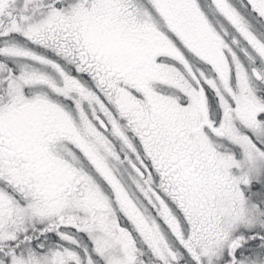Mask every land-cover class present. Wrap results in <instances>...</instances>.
<instances>
[{"label": "rangeland", "instance_id": "rangeland-1", "mask_svg": "<svg viewBox=\"0 0 264 264\" xmlns=\"http://www.w3.org/2000/svg\"><path fill=\"white\" fill-rule=\"evenodd\" d=\"M126 35L140 49L153 38L160 66L153 56L150 66L121 65ZM230 56L233 65L223 62ZM262 56L264 0H0V264H139L121 228L152 264H264L238 251L242 232L264 229ZM182 59L187 75L164 63ZM153 72L189 82L185 118L207 157L188 211L142 208L134 185L131 142L153 113ZM206 118L220 121L234 155L208 142ZM38 145L46 154L30 151ZM44 220L63 221L60 234L32 250L24 238ZM91 229L89 240L82 230Z\"/></svg>", "mask_w": 264, "mask_h": 264}, {"label": "flooded vegetation", "instance_id": "flooded-vegetation-1", "mask_svg": "<svg viewBox=\"0 0 264 264\" xmlns=\"http://www.w3.org/2000/svg\"><path fill=\"white\" fill-rule=\"evenodd\" d=\"M198 17V21L200 22L201 17ZM202 27L203 25L196 26V28L200 30ZM118 35L122 36V33ZM128 36L129 35H126L125 37V40L128 42L122 41L123 43H119L120 50L124 51L125 56L124 59L120 61L121 65L126 66L125 64L127 63L131 66H135L141 62H146L141 65L150 66L149 57H154L152 52V46L154 45L153 38L150 39L151 43L146 44L144 48L140 49L138 43L137 46L133 43V37L130 36L128 38ZM122 37H124V35ZM210 40L212 39L210 38ZM111 56L112 55L108 52L107 59L115 62L116 58L113 56V58H111ZM127 56L135 60H130ZM233 59L234 58L230 56V58L224 59L223 62H229V64L233 65ZM160 61L162 60L155 59L154 57L155 64L160 66ZM188 61L189 60L186 59L178 61L164 60V63L167 62V65L170 63L171 66H180L186 74V68L190 66ZM261 61L264 62V56L259 60V63ZM257 65L255 64L254 66ZM194 66L197 68V65ZM160 77L161 74L153 72L151 81L149 82L148 80L150 87L147 86L151 90L149 93L150 100L154 98V102L150 105L153 109V113H150L151 116H149V114L148 116L143 114L146 121H143V119L141 120L140 124L143 128L139 129V131H134L133 143L131 142V145L136 148L133 163H138L143 171L141 173L136 172L135 177L137 181L134 185L140 197L145 201L144 206L140 204L142 208L154 211H159V209L168 211H188V194L191 193L192 190L195 191L200 188L201 182H199V175H197L196 172H198L199 168L202 169V164L206 162L207 155L205 154V148H202L197 138L193 137L190 133L189 125L187 124L188 120L185 118V116H189V108H184V105L186 103L190 105V97L186 93V89L189 86L188 80L184 78V75L182 79L177 82L167 80V77L166 80H163ZM147 78L148 77H146V80ZM205 81L206 80H202V82ZM161 83L163 85H160ZM160 86L170 88V92L168 94L163 92L159 88ZM205 88L206 91H203L204 95L208 91V87L205 86ZM218 98L219 96L215 89L208 91L209 106L210 103L216 104ZM168 99L173 101V106ZM232 104L235 106L237 103L233 101ZM206 115L209 114L206 113ZM216 118L219 119V117ZM212 119L214 118L212 117ZM212 119L211 123L207 118L205 120L206 126L208 127L207 129L213 137L212 139H207L208 142L216 147L217 150L219 149L224 152L230 151L229 155H234L231 152L236 148L235 142L230 140V148L227 145L224 147L222 143L223 139L226 137H222V134L218 133L220 121H213ZM40 130L43 131L44 129L41 128ZM52 146L55 147L56 145ZM30 151L32 153L38 152L40 156H42V152L46 154L45 146L40 149V145L32 147ZM148 177H151L150 181H148ZM45 221L46 220L43 222ZM116 231L127 233L130 238V243L132 244L131 252L134 257L138 259L137 263L152 264L149 261L151 257L146 255L145 251L139 250V244L137 245L130 229L121 228ZM150 254L153 255V259L157 258L155 255L157 252L154 253L150 251ZM174 254H176L178 258H186V253L184 251H176Z\"/></svg>", "mask_w": 264, "mask_h": 264}, {"label": "trees", "instance_id": "trees-1", "mask_svg": "<svg viewBox=\"0 0 264 264\" xmlns=\"http://www.w3.org/2000/svg\"><path fill=\"white\" fill-rule=\"evenodd\" d=\"M262 208H263V211H264V206ZM262 216L264 218V212H263ZM42 224H43V226L41 228H39V226H38V229L36 231H34L33 233H29V235H26V237L24 238V239H26V241L32 239L30 245L32 247V250L35 249V251L38 249V244H39L38 242L40 241L39 239L43 238L44 236L51 235L48 232H50L52 230V228H49V225H47L45 223H42ZM87 224L89 225V224H93V223L92 222H88ZM43 227L45 229H43ZM39 229H41V230H39ZM92 230L93 229L84 230V231H82V233H86L85 235L94 234V231H92ZM53 232L55 234L57 233L54 230H53ZM258 232H260V233H258ZM38 233H40V235ZM241 235H243V236H242V240H241V242H239V244L242 245V247L238 250L239 253H242V255H240V256H246L249 259L255 257L254 260H260L259 258L262 257V255H264V250H263L264 249V229H262L261 231H257V230L255 231L253 229L252 230L251 229H247L245 232H242ZM12 241H15V240H12ZM17 245H18L17 249L18 250H22V252H24V253H27L30 250L28 248V244L26 245V242L20 241V242H17ZM242 248L247 249V250H244L243 252H240ZM252 248L260 249V253H262V254H256L255 255V254L250 253ZM5 250H0V254L4 255V251ZM15 252H17V251H15Z\"/></svg>", "mask_w": 264, "mask_h": 264}, {"label": "water", "instance_id": "water-1", "mask_svg": "<svg viewBox=\"0 0 264 264\" xmlns=\"http://www.w3.org/2000/svg\"><path fill=\"white\" fill-rule=\"evenodd\" d=\"M254 74L255 76L258 78V79H261V74L258 72V71H254ZM99 123L101 124L102 127H104L105 129H107V125L105 123V121L99 117ZM133 167L138 171V172H142V170L140 169V167L137 165V164H134Z\"/></svg>", "mask_w": 264, "mask_h": 264}]
</instances>
